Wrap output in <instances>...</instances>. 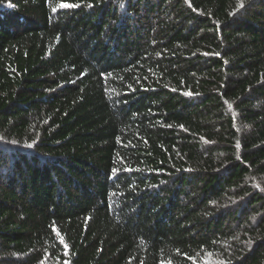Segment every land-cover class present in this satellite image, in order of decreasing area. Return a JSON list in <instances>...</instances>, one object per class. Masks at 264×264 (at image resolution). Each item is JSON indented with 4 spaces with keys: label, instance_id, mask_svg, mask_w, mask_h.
<instances>
[{
    "label": "trees",
    "instance_id": "trees-1",
    "mask_svg": "<svg viewBox=\"0 0 264 264\" xmlns=\"http://www.w3.org/2000/svg\"><path fill=\"white\" fill-rule=\"evenodd\" d=\"M0 264H264V0H0Z\"/></svg>",
    "mask_w": 264,
    "mask_h": 264
},
{
    "label": "snow or ice",
    "instance_id": "snow-or-ice-1",
    "mask_svg": "<svg viewBox=\"0 0 264 264\" xmlns=\"http://www.w3.org/2000/svg\"><path fill=\"white\" fill-rule=\"evenodd\" d=\"M76 6H78V5H71V4H67V3H61V5H60L61 8H65V9L71 8V7H76ZM242 6L243 5H241V7ZM56 10H57L56 8L52 9L53 12H55Z\"/></svg>",
    "mask_w": 264,
    "mask_h": 264
}]
</instances>
